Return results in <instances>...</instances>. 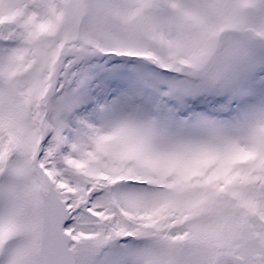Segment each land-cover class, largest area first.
I'll list each match as a JSON object with an SVG mask.
<instances>
[{"label": "snow or ice", "instance_id": "obj_1", "mask_svg": "<svg viewBox=\"0 0 264 264\" xmlns=\"http://www.w3.org/2000/svg\"><path fill=\"white\" fill-rule=\"evenodd\" d=\"M0 264H264V0H0Z\"/></svg>", "mask_w": 264, "mask_h": 264}]
</instances>
